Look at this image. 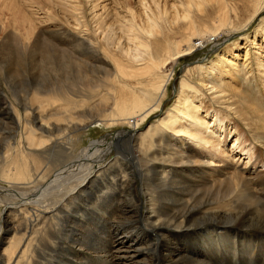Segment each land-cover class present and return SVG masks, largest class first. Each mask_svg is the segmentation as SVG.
<instances>
[{
	"label": "bare ground",
	"instance_id": "bare-ground-1",
	"mask_svg": "<svg viewBox=\"0 0 264 264\" xmlns=\"http://www.w3.org/2000/svg\"><path fill=\"white\" fill-rule=\"evenodd\" d=\"M238 1L179 0L173 15L158 6V13L138 27L139 32L133 34L132 25L125 32L134 46L121 50L125 59L91 36L74 37L63 28L38 32L26 18L23 34L0 33V79L12 98L0 82V181L9 185L0 192L12 198L0 201L7 215L0 220V249L6 244L0 264L5 259L6 264H118V252L126 243L130 253L125 258L135 260L132 264H212L206 258L219 252L244 258L257 248L250 243L264 239V177L259 172L246 176L249 170L226 163L211 169L215 156L205 158L194 147H216L226 129L213 121L217 113L209 122L208 110L203 113L202 104L193 99L198 90L184 78L174 109L146 125L167 91L171 77L166 68L205 48L206 39L193 42L198 37H233L236 28L230 15H239ZM208 5L212 8L206 12ZM263 6L264 0H253V19ZM204 12L211 27L201 31L192 15ZM175 26L178 30L172 29ZM162 35L164 40H157ZM227 50L217 59L235 64ZM36 53L41 58L35 56L39 60L31 64ZM27 61L31 70L37 69V77L19 81L26 75ZM248 61L247 54L245 64ZM218 62L200 67V81L213 82L209 77L221 66ZM233 98L236 114L249 128L254 126L251 117L264 121L259 102L244 94L234 93ZM96 124L124 128L78 152L83 141L77 134ZM138 178L147 196L143 228L138 223ZM16 202L20 214L14 213ZM9 213H14L10 222ZM238 225L256 233L218 230L222 226L242 231ZM92 227L107 229L104 234L112 233L113 238L107 236L99 249L90 250ZM4 228L13 234L6 243ZM227 238L236 240L231 243L234 252L222 247ZM243 238L251 242L241 245ZM77 248L96 260L82 259Z\"/></svg>",
	"mask_w": 264,
	"mask_h": 264
},
{
	"label": "rangeland",
	"instance_id": "rangeland-1",
	"mask_svg": "<svg viewBox=\"0 0 264 264\" xmlns=\"http://www.w3.org/2000/svg\"><path fill=\"white\" fill-rule=\"evenodd\" d=\"M233 1L236 0H228V3L230 4ZM252 2L253 0H242L241 2H237L239 15H230L236 28L233 37L225 36V38H223L222 36H219V38L221 37L220 40H214V36L209 34L204 37H198V39L193 42H199L202 38V40L206 39L209 43L206 44L205 48H201L196 52H193V54L177 60L173 65L169 66V68H166L165 71H169L168 74L171 77H169L170 81L168 82L167 91L164 93L165 95L163 94L164 96L160 98L161 108L157 110V115L150 117L146 125H149L150 123L156 124L162 115L174 109L179 101L181 81L185 78L198 90L195 95L193 94V99L202 104L201 107L203 106L202 109H204L203 113L208 110L211 115L209 117V122L211 123L210 120L213 119V116H217L218 114L217 118H214L213 121L222 123L224 125L222 126L227 129H224L221 143L216 145V147H200L194 145L199 153L205 155V158H209L210 155L215 156L210 168L219 169L218 167H221L222 169L224 163H226L232 166V168L239 166V169H246V171L249 170L245 174L246 176H251L253 173L259 172L264 177V121L261 117H251L250 119L252 121L249 124H253L254 126L253 128H249L246 122L240 120L244 118L238 117L239 115L236 114L234 109V102H236V99L233 98L234 93H236L237 96H239V94H244L249 101L259 102L261 109L264 110V6L261 10L262 14L256 19H253ZM179 4V0H0V33L6 34L7 32H20V34H23L25 29H28V25L22 21L23 18H26L32 23L33 27L38 32H50L63 28L74 37L91 36V38L100 46L106 47L109 51L113 52V54L124 58L121 55V50H124L125 48H134L133 43L128 41L125 34L131 25L134 27L132 33L135 34L136 32H139L138 27L140 28L144 26L147 23L148 18H151L158 13V6L159 11L166 10L173 15L177 7H179ZM173 7H175V9ZM211 8L212 5L206 6V12ZM192 17L199 30L205 31L206 28L211 27L207 13L204 12L201 15L194 13ZM197 18L202 19V21ZM165 20H170V18ZM180 25H183V23ZM178 28L179 26H175L172 29L178 30ZM105 37H108V39L111 40L110 43H106L107 39ZM157 40L163 41L164 35L158 36ZM226 48L228 49L226 51L228 52L227 57L235 62V64L231 63L232 65H229L228 62L221 64V60L217 59L219 57L218 55H220L219 53H225L224 50ZM98 52L100 57L102 56V58L107 59L103 51L99 50ZM247 54L249 61L245 64V56ZM35 56L41 58L39 53L32 55L30 58L32 59V62L30 61L31 64H34L33 60H39L35 59ZM9 59L11 60L12 57ZM27 60L29 61V59ZM28 61L26 63V75L20 77L19 81L37 77V69L34 68L31 70L32 68L28 65ZM214 62L220 63L221 66H217L213 74H210L209 79L212 78L213 82L209 84L207 80L205 82L200 81L202 71L200 67H213L215 64L212 63ZM186 71H189L187 75H185ZM245 78H248L250 84ZM0 82L10 98L8 89L5 88L4 81L0 79ZM216 82L218 85H222V89L216 85ZM74 90L82 92L81 89ZM71 91H73V89ZM4 99L5 97H2L1 101ZM181 100H183V97ZM232 105L234 106L231 108ZM215 113L217 114L215 115ZM249 116L252 115L250 114ZM185 121L187 120L185 119ZM123 128V126H119V128L116 129H107L96 124L95 126L90 127L88 132L78 133L77 136L82 138L83 141L78 148V152L89 147L91 143L101 140L110 132ZM225 152L227 155L224 154ZM251 153L253 154V157L250 160L248 158ZM223 155L228 157L224 158ZM235 156L237 157L235 158ZM240 157L242 159L241 161H238ZM187 169L184 170L186 171ZM7 186L9 185L0 181V189H5ZM136 187L138 188L139 194V206L137 208L138 223L143 228L147 207V196L142 191V181L139 178L137 179ZM11 200L12 198L10 194L0 192V201L4 204L6 201ZM2 205H0L1 221L4 220V217H7ZM21 209L22 207L17 203L15 205L16 212L14 213L20 214ZM14 213L8 214L9 222L13 220L12 217ZM15 218L17 217L15 216ZM5 224L6 223L3 222V226ZM82 227L77 230L81 232ZM125 227L126 226L123 228ZM238 227L242 231H238L233 227L225 228L222 226H218V230L221 231L226 229L229 233L234 231L233 233L235 234H252V236L256 233L255 230H247L240 225H238ZM6 229L8 232L9 228ZM6 229L4 228L2 230V238L5 237V243L13 237V234H8ZM106 231L107 229L100 230L92 227L89 235L90 239L87 243L90 250L94 248L99 249L101 244L106 243L108 236L104 234ZM111 234L108 236L110 240L113 238ZM257 238L258 242L250 243L257 248L248 252V256L244 258H239L235 255L237 253L231 255L219 252L217 256H209L208 261L206 258V262L212 264H264V239L261 237ZM245 239L246 238H243V241H240L241 245L243 244L246 246L251 242ZM92 241H94L95 244H93ZM235 241L232 238H227V241H224L222 247L227 252H234L231 243H234ZM208 243L209 241L207 240V244L204 245L207 246ZM127 246L128 243L121 245V249L118 252V258L120 260H116L118 264H123L122 261L126 264L134 263L135 260L132 261L129 260V258H125V256L130 253L126 252L130 251ZM5 247L6 244L0 249V255L3 254ZM75 253L82 259L90 262L96 260L91 252L84 249L77 248ZM82 261L76 262L73 260L71 264H83ZM6 263L7 259L4 260V264Z\"/></svg>",
	"mask_w": 264,
	"mask_h": 264
}]
</instances>
